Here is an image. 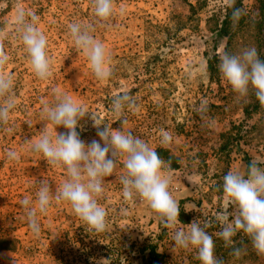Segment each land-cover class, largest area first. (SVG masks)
<instances>
[{"label":"rangeland","instance_id":"1","mask_svg":"<svg viewBox=\"0 0 264 264\" xmlns=\"http://www.w3.org/2000/svg\"><path fill=\"white\" fill-rule=\"evenodd\" d=\"M236 8L242 10L238 21L232 18ZM20 9L36 15L48 40L53 74L47 81L35 76L19 37ZM73 22L89 25L110 52L113 74L106 82L95 78L72 42ZM0 43L10 58L6 71L16 100L9 122L0 124V264H147L153 246L162 264H201L195 249L175 244L173 230L146 202L123 197L117 178L125 172L122 160L104 179L98 200L106 212V231H89L69 204L54 198L48 212L38 214L39 233L32 232L21 201H35L42 182L54 194L66 179L64 169L31 151L45 126L55 134L41 112L55 101L57 90L113 128L120 127L113 99L127 91L136 109L125 108L123 118L170 169L180 227L187 229L193 220L207 225L215 255L225 264H264V254L242 230L232 238L241 249L238 258L217 235L218 215L225 213L231 221L237 214L224 196V176L246 174L253 160L264 168V105L251 87L247 97H240L219 71L225 52L255 47L264 60V0H235L231 7L229 0H114L107 22L95 15L92 0H0ZM80 123L81 140H99L90 114ZM162 132L170 134V143L161 144ZM10 150L18 153V161L8 159Z\"/></svg>","mask_w":264,"mask_h":264},{"label":"clouds","instance_id":"2","mask_svg":"<svg viewBox=\"0 0 264 264\" xmlns=\"http://www.w3.org/2000/svg\"><path fill=\"white\" fill-rule=\"evenodd\" d=\"M234 3L235 0H229L230 7ZM92 4L101 21L107 22L114 15V0H92ZM241 14V9H234L233 20L238 21ZM16 23L35 76L41 81L49 80L53 71L48 40L38 27L36 15L26 14L20 9ZM69 33L95 78L100 82L109 80L113 74L111 54L104 43L92 35L90 26L73 22L69 25ZM9 59L0 43V124L9 122L16 107L12 94L14 81L6 71ZM219 71L240 97H247L251 87L264 105V60L259 58L255 47L245 48L239 54L223 53ZM125 108L136 109L135 101L127 91L113 99V112L120 122L119 128H113L96 122L79 101L59 90L51 105H43L41 115L53 126L55 134L45 126L42 135L31 144V151L42 154L49 165L64 169L66 179L54 194L50 186L42 182L35 201L29 198L21 201L29 228L33 233H39L38 214H46L55 198L69 204L89 231L97 234L106 231V212L98 200L104 193V179L115 174L117 162L122 160L125 172L117 178L123 185V197L127 201L139 198L146 202L160 221L173 230L175 244L185 250L195 249L201 264H225L215 255L213 238L205 231L207 225L201 227L197 220H193L187 229L180 227L179 204L169 190L170 169L156 150L127 127L128 120L123 118ZM89 114L99 140L86 144L77 128L82 127L80 122ZM58 127L67 131L58 133ZM170 141V134L162 132L161 144L166 145ZM7 157L10 161L19 160L18 153L13 150L8 151ZM223 193L226 201L236 206L237 214L231 221L225 213L218 215L222 227L217 235L224 240L226 247H232V255L238 258L241 249L235 247L232 238L242 230L258 254H264V168L253 160L246 174L229 171L223 178Z\"/></svg>","mask_w":264,"mask_h":264},{"label":"trees","instance_id":"3","mask_svg":"<svg viewBox=\"0 0 264 264\" xmlns=\"http://www.w3.org/2000/svg\"><path fill=\"white\" fill-rule=\"evenodd\" d=\"M147 264H162V255L158 253L155 246L148 252Z\"/></svg>","mask_w":264,"mask_h":264}]
</instances>
